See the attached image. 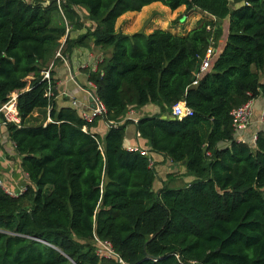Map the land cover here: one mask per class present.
I'll use <instances>...</instances> for the list:
<instances>
[{
    "label": "trees",
    "instance_id": "trees-1",
    "mask_svg": "<svg viewBox=\"0 0 264 264\" xmlns=\"http://www.w3.org/2000/svg\"><path fill=\"white\" fill-rule=\"evenodd\" d=\"M154 2L199 17L181 32L117 28L125 12ZM76 6L94 25L60 50L88 36L108 49L86 67L105 109L88 120L56 107L41 74ZM213 18H225V31ZM208 45L215 51L192 84ZM263 71L264 0H0V104L15 93L20 122L3 126L27 177L16 195L0 187V264H264V108L253 143L233 137L230 115L247 98H264ZM176 100L191 113L169 115ZM148 102L158 111L121 120ZM46 107L50 120L26 123ZM98 117L107 122L102 136L91 130ZM130 122L192 178L153 191V165L122 144ZM94 237L115 256L96 254Z\"/></svg>",
    "mask_w": 264,
    "mask_h": 264
},
{
    "label": "crops",
    "instance_id": "crops-1",
    "mask_svg": "<svg viewBox=\"0 0 264 264\" xmlns=\"http://www.w3.org/2000/svg\"><path fill=\"white\" fill-rule=\"evenodd\" d=\"M74 9L78 14L76 22H72L63 17L65 33L55 50L56 52L58 51V54H54L55 59L51 62V69L55 87L53 100L55 101L56 107L71 106L70 101L71 99H74L77 103L76 111L80 114L82 111L87 110L90 104L87 93L81 88L85 87V82L87 80L86 67H93L97 60L107 57L108 49L94 45L92 43L91 36H88L87 39H85L86 43L84 45H74L70 47L68 51L64 52L60 50V47L66 37L75 38L80 34H84L87 30H90L94 25V21L86 16V9L84 7L76 6ZM178 10L182 11V8ZM221 25L222 29L225 31V20ZM260 80L264 81V75L260 76ZM252 101L253 116L250 122L245 128L237 130L236 133H234V136L241 135L246 141L253 133L263 126L262 121L259 120V115L262 113L264 108V98L261 94H258L253 97ZM47 109V107L46 109H34L30 113L26 123H34V120H39L42 123H45L49 120L48 118H50L46 112ZM129 109L130 112L138 116L157 112L158 106L154 103L148 102L140 107H130ZM124 117L125 114L121 120ZM106 127L107 122L102 117H98L95 120V125L91 127V130L96 131L100 136H102ZM123 142L131 146L141 145L148 148L150 156L153 159V167L156 171V176L151 183L152 188H154L153 184L156 180V184L158 185H155V189H157L160 186L159 183H157L158 179L160 178L161 180H164L166 175H174L175 177L184 178L185 180H190L192 178V175L190 174L185 176L188 173L185 171L182 161L172 162L161 153L150 150L145 139L137 135L132 122L125 125ZM161 174H165V177ZM0 180L9 190L15 191L20 187H23L27 182L25 173L22 172L19 167V156L14 152L12 143L8 139L1 121Z\"/></svg>",
    "mask_w": 264,
    "mask_h": 264
},
{
    "label": "built area",
    "instance_id": "built-area-1",
    "mask_svg": "<svg viewBox=\"0 0 264 264\" xmlns=\"http://www.w3.org/2000/svg\"><path fill=\"white\" fill-rule=\"evenodd\" d=\"M215 49L211 45H208L203 54L199 57L198 65L197 68L192 71V84L196 83L197 78L202 74L203 71L206 70V68L209 65L210 58L212 54L214 53ZM54 54H58V51ZM52 66V63L50 62L45 69L41 71L42 78L46 79L47 86L45 89L44 94L49 96L52 94V88L54 87V81L53 84L50 82V74H49V69ZM94 67V66H93ZM86 93L89 98V107L87 110H84L80 113V115L88 120L91 119L92 117L101 115L104 112V106L102 102L98 99L94 92V83L91 80H86L85 82V87H81ZM253 98H247L245 101L242 103L234 106L230 110V115L232 118V135L235 139L240 140V141H246L241 135L234 136V133H236L237 130L243 129L247 126V124L250 122L252 116H253ZM15 94L12 93V95L8 96V98L0 104V116L2 118V123L5 121L13 122L15 124H19V117L16 113L15 109ZM71 107L75 108L77 107V103L74 99H71L70 101ZM191 108L188 107L183 100H176L170 105L169 108V115L171 116H176V117H181L187 114L191 113ZM126 117V116H125ZM130 118L133 122L137 119V116L134 115V113L130 112V115L127 117ZM50 120V118H48ZM259 120H262V113L259 115ZM255 138V133H253L250 138L247 140V142L253 143ZM123 146L126 149H136L140 153L144 154L147 159L148 165L152 166L153 165V159L150 156L148 148L145 146L137 145V146H131L127 143H122ZM0 187L4 189L6 192L12 195H16L23 188L18 189V191H11L7 189L1 182L0 180ZM94 252L98 254L99 256H115L114 251L112 250L110 244L106 240H101L96 237H94ZM118 260L122 262L119 258Z\"/></svg>",
    "mask_w": 264,
    "mask_h": 264
},
{
    "label": "rangeland",
    "instance_id": "rangeland-1",
    "mask_svg": "<svg viewBox=\"0 0 264 264\" xmlns=\"http://www.w3.org/2000/svg\"><path fill=\"white\" fill-rule=\"evenodd\" d=\"M181 8L183 9V7L180 6L174 10H170L167 6L159 2H154V3H151L145 6V8H143L138 14L131 13V12H125V16L124 17L120 16L119 18L120 21L118 22L117 20L116 25H117V28H119L122 31H126V32H131L134 30H145L147 26L154 27L155 25L159 27L170 26L172 30H177L181 32L183 30L188 29L193 24H195L196 19L199 17V14L197 12L187 14V15L181 14L182 11L178 10ZM224 20L225 18L223 19L213 18L214 24L219 25L221 28H222L221 24L224 23ZM212 28L214 29V26ZM263 75H264L263 72L260 73V76H263ZM128 112H130L129 108L126 110V113H125V116L127 114L126 117L130 115V113ZM34 122H39V120H34ZM161 175L165 177V174H161ZM187 175L189 174H186L185 176ZM164 181L169 186L183 185L186 183V180L184 178L175 177L174 175H166V178H164V180H161L159 178L157 183L161 185L162 182ZM153 185H154V188L152 187L151 188L153 191H155L156 190L155 185H158L156 184V180L154 181ZM20 188H23V187H20ZM11 191H15V190H11Z\"/></svg>",
    "mask_w": 264,
    "mask_h": 264
},
{
    "label": "water",
    "instance_id": "water-1",
    "mask_svg": "<svg viewBox=\"0 0 264 264\" xmlns=\"http://www.w3.org/2000/svg\"><path fill=\"white\" fill-rule=\"evenodd\" d=\"M0 121H2L1 118H0Z\"/></svg>",
    "mask_w": 264,
    "mask_h": 264
},
{
    "label": "bare ground",
    "instance_id": "bare-ground-1",
    "mask_svg": "<svg viewBox=\"0 0 264 264\" xmlns=\"http://www.w3.org/2000/svg\"><path fill=\"white\" fill-rule=\"evenodd\" d=\"M10 95H12V94H10Z\"/></svg>",
    "mask_w": 264,
    "mask_h": 264
}]
</instances>
